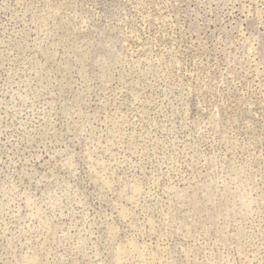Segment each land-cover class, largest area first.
Masks as SVG:
<instances>
[{
	"label": "rangeland",
	"instance_id": "374dc122",
	"mask_svg": "<svg viewBox=\"0 0 264 264\" xmlns=\"http://www.w3.org/2000/svg\"><path fill=\"white\" fill-rule=\"evenodd\" d=\"M0 264H264V0H0Z\"/></svg>",
	"mask_w": 264,
	"mask_h": 264
}]
</instances>
